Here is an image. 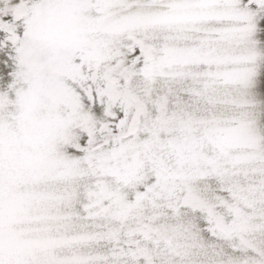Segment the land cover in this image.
<instances>
[{
  "label": "snow or ice",
  "instance_id": "6c2138e0",
  "mask_svg": "<svg viewBox=\"0 0 264 264\" xmlns=\"http://www.w3.org/2000/svg\"><path fill=\"white\" fill-rule=\"evenodd\" d=\"M0 264H264V0H0Z\"/></svg>",
  "mask_w": 264,
  "mask_h": 264
}]
</instances>
